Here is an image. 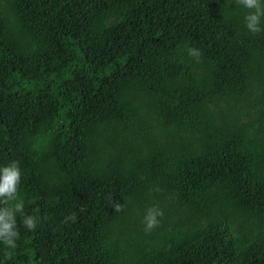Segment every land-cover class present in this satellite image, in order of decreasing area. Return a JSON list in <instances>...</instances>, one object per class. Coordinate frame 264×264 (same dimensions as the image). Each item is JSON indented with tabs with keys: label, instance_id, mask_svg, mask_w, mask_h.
<instances>
[{
	"label": "trees",
	"instance_id": "16d2710c",
	"mask_svg": "<svg viewBox=\"0 0 264 264\" xmlns=\"http://www.w3.org/2000/svg\"><path fill=\"white\" fill-rule=\"evenodd\" d=\"M244 11L0 0V164L39 218L0 264H264V31Z\"/></svg>",
	"mask_w": 264,
	"mask_h": 264
},
{
	"label": "clouds",
	"instance_id": "9594fccd",
	"mask_svg": "<svg viewBox=\"0 0 264 264\" xmlns=\"http://www.w3.org/2000/svg\"><path fill=\"white\" fill-rule=\"evenodd\" d=\"M243 8V24L250 34L264 31V0H236ZM187 54L199 59L198 48H187ZM21 167L17 160L12 159L0 164V246L6 249L16 247L19 238L17 217L24 228L31 231L35 229L39 218L33 214L25 213V201L19 195L18 186L21 180ZM158 212L149 209L145 214L146 227L151 228L156 222Z\"/></svg>",
	"mask_w": 264,
	"mask_h": 264
}]
</instances>
